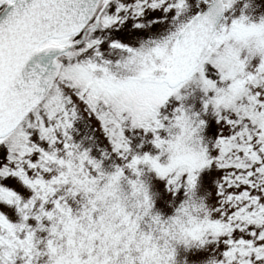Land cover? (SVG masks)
Returning a JSON list of instances; mask_svg holds the SVG:
<instances>
[{
    "label": "snow or ice",
    "instance_id": "6c2138e0",
    "mask_svg": "<svg viewBox=\"0 0 264 264\" xmlns=\"http://www.w3.org/2000/svg\"><path fill=\"white\" fill-rule=\"evenodd\" d=\"M0 264H264V0H0Z\"/></svg>",
    "mask_w": 264,
    "mask_h": 264
}]
</instances>
